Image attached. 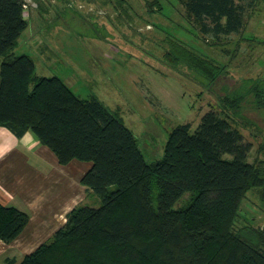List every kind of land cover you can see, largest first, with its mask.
Here are the masks:
<instances>
[{
    "label": "trees",
    "instance_id": "trees-1",
    "mask_svg": "<svg viewBox=\"0 0 264 264\" xmlns=\"http://www.w3.org/2000/svg\"><path fill=\"white\" fill-rule=\"evenodd\" d=\"M243 1L186 0L184 8L202 34L218 39L243 30L253 0ZM23 5L0 0V127L17 137L32 132L61 165L90 162L80 182L101 204L73 208L65 225L19 264H264V232L235 228L249 190H259L264 206V166L248 163L252 146L228 118L208 110L193 132L178 124L162 158L147 163L117 113L96 97L74 95L58 77L36 75L29 56L13 54L27 27ZM169 46L168 61L187 58L177 41L170 38ZM198 69L207 83L218 76L210 62ZM263 94L264 81L255 80L227 93L224 107L236 113L251 97L259 108ZM186 194L187 206L178 208ZM28 219L0 204V239L10 243ZM212 246L218 259L208 254Z\"/></svg>",
    "mask_w": 264,
    "mask_h": 264
},
{
    "label": "rangeland",
    "instance_id": "rangeland-1",
    "mask_svg": "<svg viewBox=\"0 0 264 264\" xmlns=\"http://www.w3.org/2000/svg\"><path fill=\"white\" fill-rule=\"evenodd\" d=\"M23 2L27 27L14 55L29 56L38 76L58 77L74 95L96 97L117 113L147 163L162 158L175 126L187 123L193 132L202 115L215 110L251 144L248 163L264 166V105L256 108L249 97L234 113L223 103L232 90L264 81V0H253L239 34L218 39L198 30L186 14V0H38L39 9L33 0ZM170 38L187 56L175 64L165 57ZM205 61L218 71L209 83L198 69ZM161 78L167 91L160 98L150 79ZM258 191L246 193L236 229L251 226L264 232ZM93 195L88 206L99 207ZM189 200L186 194L177 207L185 208ZM208 254L218 259V247H210Z\"/></svg>",
    "mask_w": 264,
    "mask_h": 264
},
{
    "label": "crops",
    "instance_id": "crops-1",
    "mask_svg": "<svg viewBox=\"0 0 264 264\" xmlns=\"http://www.w3.org/2000/svg\"><path fill=\"white\" fill-rule=\"evenodd\" d=\"M33 6L40 8L38 1ZM164 79H150L151 89L160 98L167 91L160 86ZM90 168V162L77 160L61 165L32 132L17 137L0 127V204L29 214L26 226L14 240L5 243L0 239V264H19L65 225L73 208L92 204L93 192L80 182Z\"/></svg>",
    "mask_w": 264,
    "mask_h": 264
},
{
    "label": "built area",
    "instance_id": "built-area-1",
    "mask_svg": "<svg viewBox=\"0 0 264 264\" xmlns=\"http://www.w3.org/2000/svg\"><path fill=\"white\" fill-rule=\"evenodd\" d=\"M23 7L26 8V4H25V3H24V5H23Z\"/></svg>",
    "mask_w": 264,
    "mask_h": 264
}]
</instances>
